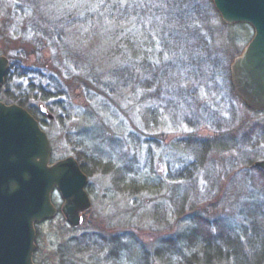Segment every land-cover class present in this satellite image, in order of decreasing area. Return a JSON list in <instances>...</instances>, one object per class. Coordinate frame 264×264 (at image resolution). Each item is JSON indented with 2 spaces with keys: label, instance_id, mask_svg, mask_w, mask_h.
<instances>
[{
  "label": "rangeland",
  "instance_id": "374dc122",
  "mask_svg": "<svg viewBox=\"0 0 264 264\" xmlns=\"http://www.w3.org/2000/svg\"><path fill=\"white\" fill-rule=\"evenodd\" d=\"M196 1L202 12L197 26L204 40L210 44L212 56L218 57V72L207 86H199L193 81L190 86H184L182 97L189 103L180 114L170 107L169 95L155 88L135 89L134 82L130 85L132 87L114 97L119 107L117 112L111 107L109 111H103L100 92L81 68H95L100 73L126 65L133 58L137 65L139 53L143 51V38L148 40L144 53L146 60L150 57L157 59L159 52L170 58L154 34L152 41L146 34L139 37L137 24L125 26V33L131 30V36L134 35V43L130 47L125 44L115 48L111 36L120 25L115 28L95 25L93 33L89 32L91 26L84 25L83 28L80 26L84 30L77 33L82 42L72 44L70 0H0V55L9 59V69L13 64L11 69L14 72L8 84L10 93L21 95L36 113V119L48 136L52 160L69 155L76 159V133L86 126L89 118L103 122L105 132L112 135L120 130L122 122L125 129L122 127L121 130L126 141L129 144L138 141L136 147L127 144L123 149V161L130 167L127 170L143 168L142 171L146 172L144 167L147 165L145 168L152 172L154 179L151 183L154 188L132 193L128 181L134 179L140 183L142 174H128V185L124 186L114 172L93 171L94 166L89 164L85 174L88 175L86 190L91 200L90 209L84 212L78 227H72L61 211L54 219L38 224L35 227L33 258L36 263L164 264L156 253L157 249L168 245L165 243L167 237L184 233V217L190 215L175 213L171 201L175 187L193 188L191 201H197L196 209L206 219L228 218L234 225H242L241 204L250 195L251 187L247 175L249 170L241 167L237 152L224 151L208 157V163L195 171L197 178L193 177L190 184L169 180L173 171L193 160L188 151L174 148V140L189 134L212 137L215 131L210 121L217 117L224 122L233 121L231 131L236 137L249 125H264V113L247 109L231 93L230 78L227 77V74L230 77V62L250 41L253 29L245 23L223 22L212 0ZM60 18L63 21H58ZM152 26L157 31L159 24ZM74 51L84 56L87 64L77 63L73 59ZM146 74L144 79L151 76ZM28 83H33L37 92L26 89ZM6 89L3 83L0 100L9 103L5 99ZM40 92L51 93V96L41 99ZM153 109L159 114L156 124L152 123L156 113ZM90 137L89 142L93 144L95 140ZM255 155L259 157L256 161L264 157V141L256 145ZM235 167L238 171H231ZM52 196L60 210L63 201L57 193ZM191 201L186 203L187 210ZM176 246L182 248L183 253H188L185 245L177 243Z\"/></svg>",
  "mask_w": 264,
  "mask_h": 264
},
{
  "label": "trees",
  "instance_id": "16d2710c",
  "mask_svg": "<svg viewBox=\"0 0 264 264\" xmlns=\"http://www.w3.org/2000/svg\"><path fill=\"white\" fill-rule=\"evenodd\" d=\"M196 2V0H142L141 2H137V0H70L69 30L72 44L82 42L77 33L84 25L91 26L90 33L95 30L93 27L95 25H100V28H115L120 25V28L113 30L111 36L114 39L113 46L120 48L127 44L130 47L134 43V35L131 36V30L125 33V26L137 24L140 32L139 37L146 34L151 40L154 34L155 39H158V44L163 46L167 56L170 57L165 58L159 52L156 56L157 59L149 56L150 59L146 60L144 53L148 40L145 41L143 38V51L139 53L140 59L137 65L133 62V58L128 60L126 65L100 73L95 68H89V70L88 67L85 69L84 66H81L85 75L90 76L89 82L96 85L100 92V107L103 111H109L111 107L117 112L119 107L114 102V97L124 93L126 89L132 87L130 85L134 82L135 89L155 88L158 92L162 91L167 96L169 95L170 107L175 112L182 114L183 108H187V103H189L182 97L184 86H190L192 81L199 86H207L213 79L212 77L216 76L218 57L212 56L213 51L210 44L199 32L197 24L201 20L202 12L200 5ZM203 19L206 21L204 17ZM58 21L63 20L60 18ZM154 24H159L157 31L152 26ZM152 45H154L153 42ZM110 46L112 48L111 40ZM73 59L81 64L88 62L78 51H74ZM12 65L10 64V69L4 79V84L7 87L5 99L9 103L21 105L36 118V113L31 106L25 103L21 95L10 93L8 84L14 76ZM145 72L150 73L149 79L143 78L147 75ZM222 72L224 74V70ZM226 72L229 73L228 68ZM227 77L229 78V74ZM19 86L17 84V88ZM26 89L37 92L33 83H28ZM40 94V98L44 100L51 96V93L40 92ZM152 111L156 112L155 117L152 118V123L156 124L159 114L155 109ZM86 117L87 113L84 115V118ZM92 119L89 118L86 126L80 128L76 133L75 157L84 174L91 164L94 166L92 167L93 171L114 172L122 179L124 186L129 182L132 186V193L152 188L151 183L154 179L152 172L145 168L147 165L144 167L146 172L142 171L143 168L137 171H134L133 168L127 170L130 167L123 161L125 157L123 149L125 150L127 144L136 147L138 141L137 143L133 141L132 144L126 141L124 131L121 130L122 127L125 129L123 123L120 122V130H116L117 132L112 135V133L105 132L103 122H99L93 117ZM232 122V120L224 122L217 117L210 121V125L215 131L212 137H198L189 134L174 140L172 143L174 148L188 151L193 160L184 167L173 171L169 180L190 184L193 181L192 178L197 176L195 171L205 167L208 163V157L224 151L237 152L241 160V167L245 171L249 170L247 175L251 187L250 195L241 204V213L244 215L241 217L243 223L240 226L234 225L228 218L218 217L210 221L196 209L197 201H191L192 187L173 188L171 201L175 213L190 215L184 217L186 222L184 233L177 234L175 237H167L165 243L168 245H162V248L157 249L156 253L162 258L164 264H264V170L254 165V161L259 159L255 155L256 145L264 141V125L257 123L249 125L239 137H236L231 131ZM204 124L208 125L209 123ZM89 137L92 138V141L95 140L93 144L89 142ZM149 153L150 148L147 150V155ZM147 162H149L148 159ZM231 171L238 170L235 167ZM132 172L136 175L142 174V182L136 183L134 179L126 182L128 174ZM189 201H191L190 209L188 207L189 210H187L186 203ZM177 243L185 245L188 253H183L182 248L179 249L176 246Z\"/></svg>",
  "mask_w": 264,
  "mask_h": 264
},
{
  "label": "water",
  "instance_id": "95a60500",
  "mask_svg": "<svg viewBox=\"0 0 264 264\" xmlns=\"http://www.w3.org/2000/svg\"><path fill=\"white\" fill-rule=\"evenodd\" d=\"M223 22L247 23L253 36L230 64L233 88L249 110L264 113V0H212ZM0 55V88L9 69ZM44 110V108H43ZM52 149L39 121L24 107L0 100V264H38L36 224L53 219L52 195L72 227L91 207L88 176L68 156L51 161ZM255 166L264 169V159Z\"/></svg>",
  "mask_w": 264,
  "mask_h": 264
},
{
  "label": "bare ground",
  "instance_id": "6f19581e",
  "mask_svg": "<svg viewBox=\"0 0 264 264\" xmlns=\"http://www.w3.org/2000/svg\"><path fill=\"white\" fill-rule=\"evenodd\" d=\"M247 24V23H246ZM249 25V24H248ZM250 26V25H249ZM251 27V26H250ZM252 28V27H251ZM253 29V28H252ZM254 33V32H253ZM248 42H250V41H248ZM244 49V48H243ZM240 52H242V51H240ZM230 84L232 83V77H231V75H230ZM230 90H231V93L232 94H234V95H236L235 94V91H234V88H233V84H231V86H230ZM236 97L238 98V95H236ZM239 99V98H238ZM251 111V110H250ZM52 156V155H51ZM264 159V157L262 158V159H260V160H263ZM260 160H257V161H260ZM254 163H256L255 161H254ZM262 169V168H261ZM264 170V169H263Z\"/></svg>",
  "mask_w": 264,
  "mask_h": 264
},
{
  "label": "flooded vegetation",
  "instance_id": "af4514ba",
  "mask_svg": "<svg viewBox=\"0 0 264 264\" xmlns=\"http://www.w3.org/2000/svg\"><path fill=\"white\" fill-rule=\"evenodd\" d=\"M87 193H88V191H87ZM55 194H56V193H55ZM88 195H89V193H88ZM59 211H61V209H60V210L58 209V214H59ZM44 222H46V221H44ZM42 223H43V222H42ZM36 234H37V232H36Z\"/></svg>",
  "mask_w": 264,
  "mask_h": 264
}]
</instances>
